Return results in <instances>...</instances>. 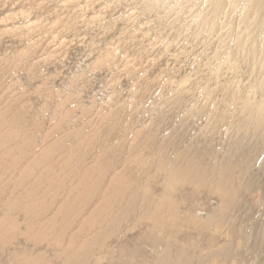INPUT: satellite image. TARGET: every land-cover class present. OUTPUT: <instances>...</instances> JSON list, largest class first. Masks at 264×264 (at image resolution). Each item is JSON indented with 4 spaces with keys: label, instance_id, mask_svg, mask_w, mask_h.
<instances>
[{
    "label": "bare ground",
    "instance_id": "6f19581e",
    "mask_svg": "<svg viewBox=\"0 0 264 264\" xmlns=\"http://www.w3.org/2000/svg\"><path fill=\"white\" fill-rule=\"evenodd\" d=\"M165 2H176L179 14L187 15L185 31L192 33L194 26L193 39L217 43L210 48V62L196 53L184 74L171 70L160 85L161 74L156 100L168 93L170 103L183 104L180 110L172 104L164 110L166 129L152 120L163 116L159 99L152 101L145 123L138 114L135 121L120 120L115 111L111 118L100 114L84 123L85 133L68 130L72 122L79 124L72 116L60 117L64 106L56 93L51 123L43 127L46 118L28 117L30 105L21 104L26 93L9 91L3 76L11 68L0 63V264H106L117 253L110 244L113 237L137 228L123 248L136 237L135 252L147 247L152 257L113 254L115 264H264V97L235 92L223 110L214 102L217 86L238 81L236 87L247 86L250 92L264 86V0ZM228 50L246 63L254 61L245 81L231 56L218 58ZM197 73L207 81L191 83ZM135 103L119 104L132 109ZM69 134L84 136L73 142L78 138ZM141 154L150 156L147 167ZM158 183L160 193H152L149 189ZM179 183L190 185L182 193L189 202L171 191ZM250 189L260 195L255 211L243 202Z\"/></svg>",
    "mask_w": 264,
    "mask_h": 264
},
{
    "label": "rangeland",
    "instance_id": "374dc122",
    "mask_svg": "<svg viewBox=\"0 0 264 264\" xmlns=\"http://www.w3.org/2000/svg\"><path fill=\"white\" fill-rule=\"evenodd\" d=\"M176 5V2H174L170 6L165 0H0V57H2L0 63H2V66L11 68L10 74L7 73L3 76L5 82L7 80V85L11 86L9 91L14 92L22 89L23 91L21 90L20 94L22 92L26 93L22 97L24 99L21 102H24L21 104L30 105L28 107V117H34L35 115L38 117L42 114L46 118L43 127H48L51 123L52 112L55 109L53 95L56 93L55 95H58V99L61 100L64 106L62 108L64 113H60V117L63 115V117L72 116L79 126H75L72 122L68 126V130L78 129V131L84 123L91 122V118L97 115L100 116V114L111 118L115 111L116 114H119L118 118L120 120L130 122V120L135 121V119L141 117L140 120L145 123V120L149 121L150 118L149 110L155 106L152 101L154 103L160 102L159 99H161V103H156V106L159 108L161 104L164 105V109L161 108L163 116L152 120L159 121L157 123H160L161 127L166 129L167 122L164 119V113L173 104L168 101V93H166L165 98L160 96L158 101L156 100L160 95L158 93L159 88H156L163 78L161 74L163 73L164 79L161 80L160 85L163 84V81L167 78L166 76L172 74L171 70L173 74L177 72L184 74L186 72L185 68L189 64H194H192L195 59L193 55H196V53L202 54L203 60L206 58L210 62L212 60L209 57L212 52L211 49L216 47L217 44L216 40H205L201 36H198V39L194 38V40L192 37L194 26L191 28L192 33L185 31L187 15L185 13L180 15V10ZM258 42L260 44V41ZM205 44L209 46L208 49H204ZM186 46L188 47L187 50ZM229 52V50L227 53L221 52L222 54L218 58L227 59L231 56L233 59L231 57L228 59L235 62L234 64L237 67L239 66L238 70L241 71V78L245 81L247 79V75H245L247 74L246 68H253L254 61L250 60L246 63L241 59L238 52ZM21 57L25 60H22ZM21 61H24L23 63L26 61L29 65H23ZM237 62L241 63L237 64ZM38 63L39 65H37ZM21 68H23L22 72ZM39 70L41 71L39 72ZM32 75H35V77H30ZM47 78L48 80H44ZM191 79H193L191 83H200L206 80L203 78V74L200 73L192 76ZM227 80L230 81L231 77ZM222 81L225 80H220V82ZM228 81L226 82L230 84ZM132 83H136L137 87L134 88L135 84H133L134 87L131 89ZM202 84L204 85V83ZM237 84H239L238 81L225 88L223 85L217 86V99L214 102L217 105L220 104V110H223L226 104L232 103L231 98L234 97L235 92H237V95L238 92L240 94L248 93L250 98L254 96L253 99L264 97V86L259 89L254 87L252 88L253 91L250 92L251 89L247 86L239 88L236 87ZM18 85L20 86L16 87ZM256 90L259 93L258 95H256ZM27 91L30 92L29 96H26L29 93ZM49 93L50 95H48ZM136 94L138 95L136 96ZM243 96H239V98ZM46 97L48 98L46 99ZM55 97L57 98V96ZM133 101L137 104L135 103L132 109L129 105H126L124 109L119 104L120 102L134 103ZM240 104L237 100V105ZM174 105L175 110H180L183 104ZM139 107L142 110H139ZM133 108H136V110L134 111ZM127 111H129L128 114ZM139 113L142 115H139ZM136 114H138V117ZM84 131L81 129V132L85 133ZM69 135L78 138L72 139L73 142L82 139L84 136ZM18 138L20 139L19 136ZM33 141L37 142L39 139ZM33 141L21 144L30 146ZM95 145L96 143L91 146ZM34 149L30 150V154ZM62 155L66 157L68 153L64 152ZM140 157L143 159L142 164L144 167L151 164L150 156L148 158L145 154H141ZM192 168L188 169L189 172H192ZM158 185L159 183L152 185L149 190L152 193L154 191L156 194L157 192L160 193L161 188H158L160 187ZM185 185L184 183L176 184V187L173 186L171 191L178 199L183 200L185 198L182 202H189V196H184L185 194L182 193H185L191 187L189 184L185 183ZM128 194L129 192H125V196ZM258 195L259 193L255 189L247 190L245 196L249 197L248 199L251 201L244 198L243 202L246 203H242L247 206L253 204L252 206L249 205L248 208L250 210L253 208V211H255L258 207L257 203L260 201V195ZM119 202H121V199ZM253 214L255 217V213ZM138 230L139 228L133 231L125 230L127 232L123 231L122 234L120 233L121 235L113 237L114 239L111 240L112 243L110 242V244L113 246V250L116 249L117 253L113 252L111 257L113 254L114 257L120 255L123 258L130 259L131 254L138 258L143 254H147L148 258L152 257L149 250H146L147 247H140V252H135L137 250L135 247L139 246L138 240H135L136 237L130 238L127 247L123 248L122 244L126 243L127 236L134 235V232L136 233ZM123 233L126 234L123 235ZM20 242V245L24 244L22 240ZM132 244L133 246H131ZM121 249H126V251L124 252ZM194 254L197 255L198 250L195 253L190 252V254L187 252L186 257L189 258ZM111 257H109L110 260L105 259L106 264H115L116 260L111 261Z\"/></svg>",
    "mask_w": 264,
    "mask_h": 264
}]
</instances>
